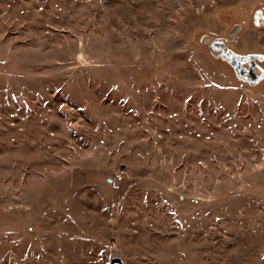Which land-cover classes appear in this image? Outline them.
I'll return each instance as SVG.
<instances>
[{
	"label": "rangeland",
	"instance_id": "obj_1",
	"mask_svg": "<svg viewBox=\"0 0 264 264\" xmlns=\"http://www.w3.org/2000/svg\"><path fill=\"white\" fill-rule=\"evenodd\" d=\"M261 6L0 0V264H264Z\"/></svg>",
	"mask_w": 264,
	"mask_h": 264
},
{
	"label": "flooded vegetation",
	"instance_id": "obj_2",
	"mask_svg": "<svg viewBox=\"0 0 264 264\" xmlns=\"http://www.w3.org/2000/svg\"><path fill=\"white\" fill-rule=\"evenodd\" d=\"M264 16V13L262 14ZM252 23L258 26H264V19L260 18L258 16H252ZM221 40L224 41V46L222 48H217L212 50L210 47L211 42L215 41V40ZM209 45H208V52L210 53V50H212V52L214 54H220L224 49L231 51L232 54H242L244 55V57H239L236 56L238 58L239 61H241L240 64V69H238V77H236L233 67L231 65H229L226 61L218 59L220 61H222L223 63H225L233 72L234 76L236 77V79L241 82L244 85H248L247 81L249 79H251V72L253 74L259 75V77L255 80V82L257 83L259 81L260 77H264V69L262 68L261 64L264 61V57L260 58V55L256 54V53H238L236 51H234L233 49H231L228 45V42L225 38H213L210 39ZM211 55V53H210ZM262 68V69H261ZM249 86V85H248Z\"/></svg>",
	"mask_w": 264,
	"mask_h": 264
},
{
	"label": "water",
	"instance_id": "obj_3",
	"mask_svg": "<svg viewBox=\"0 0 264 264\" xmlns=\"http://www.w3.org/2000/svg\"><path fill=\"white\" fill-rule=\"evenodd\" d=\"M264 13V6H261V7H258L255 9L254 11V16H258L260 18H263L264 19V16L262 15ZM261 26V25H260ZM243 29V25L241 24H234L230 30L228 31V34H227V39L228 40H233L235 35L240 32L241 30ZM224 46V41H221L219 39L211 42L210 44V47L212 50L214 49H217V48H222ZM212 50H210V53H211V56L214 58V59H221V60H224L226 61L229 65H231L233 67V70H234V73L236 75V77H238V69H240V64H241V61L238 60V58L236 56H239V57H244V55L242 54H232L231 51L229 50H226L224 49L220 54H214L212 52ZM236 55V56H234ZM259 55V54H258ZM260 58H263L262 55H260ZM262 69V68H261ZM259 77V75H256V74H253L251 72V79H249L247 81L248 85L249 86H256L258 85L259 83L262 82V80L264 79V77H260L259 78V81L256 83L255 80Z\"/></svg>",
	"mask_w": 264,
	"mask_h": 264
},
{
	"label": "built area",
	"instance_id": "obj_4",
	"mask_svg": "<svg viewBox=\"0 0 264 264\" xmlns=\"http://www.w3.org/2000/svg\"><path fill=\"white\" fill-rule=\"evenodd\" d=\"M122 177H123V173H122V171H121V172H118V173L116 174V178H117V180H121Z\"/></svg>",
	"mask_w": 264,
	"mask_h": 264
}]
</instances>
